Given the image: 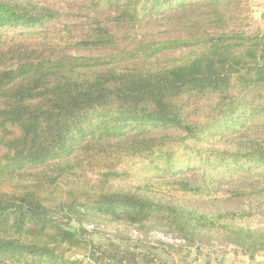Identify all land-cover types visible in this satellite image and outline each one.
Returning <instances> with one entry per match:
<instances>
[{
  "label": "trees",
  "instance_id": "trees-1",
  "mask_svg": "<svg viewBox=\"0 0 264 264\" xmlns=\"http://www.w3.org/2000/svg\"><path fill=\"white\" fill-rule=\"evenodd\" d=\"M252 12L248 0H0V264H168L96 242L86 223L264 249L249 224L264 218Z\"/></svg>",
  "mask_w": 264,
  "mask_h": 264
},
{
  "label": "rangeland",
  "instance_id": "rangeland-1",
  "mask_svg": "<svg viewBox=\"0 0 264 264\" xmlns=\"http://www.w3.org/2000/svg\"><path fill=\"white\" fill-rule=\"evenodd\" d=\"M248 2L253 10L254 23L246 28L259 27L264 29L263 13L257 18L256 1L248 0ZM187 52L188 50L183 48L171 54L180 56ZM253 169L264 171V168L254 167ZM249 224L253 227L264 228V218H253L249 221ZM85 225L96 242L104 244L113 240L118 244H125L131 248L137 249L136 247H138V250L147 249L163 262H168V264H264V249L250 254L235 243L228 241L213 239L210 241L188 242L175 233L153 230L148 225L142 230L132 229L121 233H116V228L113 226L108 227L102 224L96 226L94 223H86Z\"/></svg>",
  "mask_w": 264,
  "mask_h": 264
},
{
  "label": "crops",
  "instance_id": "crops-1",
  "mask_svg": "<svg viewBox=\"0 0 264 264\" xmlns=\"http://www.w3.org/2000/svg\"><path fill=\"white\" fill-rule=\"evenodd\" d=\"M256 1V9H257V18L260 17L262 15V13H264V0H253V2ZM260 13H259V12Z\"/></svg>",
  "mask_w": 264,
  "mask_h": 264
}]
</instances>
